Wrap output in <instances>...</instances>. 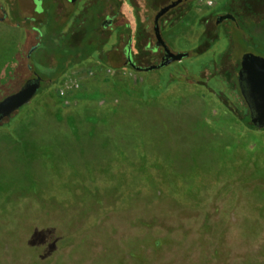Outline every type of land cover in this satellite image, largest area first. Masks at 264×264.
Instances as JSON below:
<instances>
[{"label":"flooded vegetation","instance_id":"flooded-vegetation-1","mask_svg":"<svg viewBox=\"0 0 264 264\" xmlns=\"http://www.w3.org/2000/svg\"><path fill=\"white\" fill-rule=\"evenodd\" d=\"M173 3L175 6L156 23L159 11ZM150 4L160 8L154 13ZM127 5L132 8V18L125 12ZM0 26L19 29L21 34L12 60L2 73L5 80L0 88L7 90L41 79L40 90L28 107L48 92L42 90L53 81L52 58L58 43L63 48L65 66L70 67L62 78L87 62L110 69L120 63L121 69L141 74L166 70L159 72L162 88L164 83L185 80L180 75L183 70L185 75H193L183 82L209 88L220 106L238 115L250 114L240 89L243 59L248 54L264 58V0H0ZM157 29L164 45L158 44ZM87 37L94 53L85 57L82 53ZM76 51L79 54L75 55ZM207 54L212 57L204 60ZM212 83L226 89L212 88ZM148 91L152 89L144 95L152 97ZM27 108L4 119L0 132ZM38 192L34 187L14 196L13 203L33 200L38 204L37 210L32 203L17 209L14 228L5 221L4 211L0 215V262L8 244L12 245L9 251L35 264L50 257L53 264H264V245L258 252L243 255H235L224 245L210 250L206 229L190 242L175 240L173 228L165 227L156 216L151 220L137 218L121 228L114 222L121 218L119 214L100 216L102 210L116 206L114 194L104 197L87 189L78 205L64 209L54 200L44 204ZM91 217L98 219L97 226L59 251L57 244L82 231ZM162 226L167 233L155 235V228ZM138 230L144 233L135 234ZM167 253L173 255L170 262L162 260ZM213 255L215 261L209 259Z\"/></svg>","mask_w":264,"mask_h":264},{"label":"rangeland","instance_id":"rangeland-1","mask_svg":"<svg viewBox=\"0 0 264 264\" xmlns=\"http://www.w3.org/2000/svg\"><path fill=\"white\" fill-rule=\"evenodd\" d=\"M128 6H125V12L129 18H132V8ZM20 36L19 29L0 26V83L5 80L2 73L12 60L13 52L21 40ZM207 56L204 60L212 57L211 54ZM119 64L117 63L116 69H110L100 66L98 63L87 62L72 69L57 86L37 99L21 114V119L13 127L12 132L8 129L1 130L0 168L2 165L8 170L24 167L42 171L44 176L52 173L55 177H62V182H65L69 174H72V166L78 168L86 175L85 184L90 189L89 191L101 193L113 187L121 189L120 193L118 191L113 197L116 206L102 210L100 216L115 212L121 216V218L114 219L115 224L118 223L117 225L124 228L137 218L142 217L148 220L153 216V213L158 214V212L162 215L164 212L160 211L162 210L161 206L173 202L171 196L159 197L156 195L157 189H172L171 185L174 183L172 164L175 159L173 144L168 142L167 133L164 135V143L152 141V135L156 133V130L167 131L166 126L172 125L173 117L170 115L174 114V108L197 110L211 107L215 110L220 106L214 102L211 96L204 95L205 97H203L198 86L196 91H190L191 94L196 95L189 96V92L181 86L171 90L167 96L159 100L147 101L142 97L144 86L148 83L157 86L155 89L152 88L151 92L148 91L149 95L153 94L152 96L155 98L164 95L165 92L161 94L162 89L159 85L162 75L159 72H166V70L141 74L121 69ZM184 73L183 70L180 73L182 78H185L182 81L188 80V77L193 78V75ZM166 84L164 83L163 87ZM176 84L197 85L175 83L170 87ZM210 86L226 89L224 85L219 86L212 83ZM63 93L68 95L67 100H64ZM147 110H163L166 115L161 116L160 119L163 120L161 122L164 123V126L150 124L148 120H151L152 117L145 112ZM68 120L72 124L80 120L84 131L70 130L66 126ZM187 126L189 127V125ZM16 129L17 133H15ZM204 131L206 134H210L208 126ZM256 140L260 139L256 138ZM250 141L252 140L242 143L239 149L234 140H229L226 133L220 131L216 132V138L212 142L203 143L204 150L211 147V150H207L205 153H202V150L195 145L189 144L192 150H187L186 153H190L194 160V165L190 166L188 170L189 177H192L190 181L196 180L195 177L206 181H223L232 177L244 162L245 157L249 155ZM69 144H73L74 148L78 144V147L84 146V161L76 163V151L74 150L72 153L67 148ZM259 145L264 152V143ZM79 149L81 151V148ZM110 156L116 160L115 166L107 164ZM103 159L106 160V163L100 166L98 161ZM150 176L158 179L163 177L164 181L149 179ZM148 191L152 192L154 196H145L144 193ZM191 192L194 193L193 190ZM62 193L69 197L65 190ZM69 198L71 199V196ZM261 198V202L257 205L259 216L264 215L263 196ZM32 202L21 200V204L18 202L7 204L3 202L2 198L0 214L4 211L5 221L10 223V228H14L15 211ZM72 202L74 200L71 199ZM78 204L77 202L76 205ZM34 207L35 210L38 209V205L35 203ZM166 223L171 224L170 221L161 224L169 227ZM97 224L98 219L91 217L82 231L60 241L57 244V249L62 251L71 247L83 234L91 231ZM143 233V230L135 232L137 235ZM166 233L163 226L154 230V234L158 236ZM172 235L175 240H179L181 237L178 233ZM172 258L173 255L167 253L162 260L170 262ZM53 263L52 257L42 262V264Z\"/></svg>","mask_w":264,"mask_h":264},{"label":"crops","instance_id":"crops-1","mask_svg":"<svg viewBox=\"0 0 264 264\" xmlns=\"http://www.w3.org/2000/svg\"><path fill=\"white\" fill-rule=\"evenodd\" d=\"M181 86L189 92V96L196 95L194 93L191 94L190 91H196L198 87L203 97H205L204 95L211 96L202 86L176 84L170 87L164 95L157 98L150 97L144 95L146 90L155 89L157 86L148 83L144 86L142 98H146L147 101L159 100L167 96L171 90ZM63 98L67 100L68 95L63 93ZM211 98L220 106L213 96ZM173 110L176 113L174 112V114L170 115L173 117L172 125L166 126L168 128L167 131L160 132L156 130V133L151 138L152 141L164 143V135L167 133L168 142L173 144L175 159L172 164V180L174 181L171 185L172 189L163 188L156 190L157 196H171L173 197V202L172 204H163L161 206L162 210L160 211L164 212L162 215L158 212V214L153 213V216L158 217L160 215L158 218L161 219L162 223L170 221L171 224H166L173 228L174 234L178 233L181 235L179 240L186 239L190 242L198 236L202 229H206V238L211 246L210 250L219 247V245H224L235 255L258 252L264 245V215H258L257 206L261 202L262 196L264 200V152H262V147L259 145L264 143V131L246 130L234 114L222 106L215 110L211 107L197 110L174 108ZM145 112L152 117L151 120H148L150 124L164 126V123L161 122L163 120L160 119L161 116L164 117L166 115L163 110H147ZM79 121L72 124L68 120L66 126L70 130L76 132L81 130L83 132L82 122ZM207 126L210 134H206L204 131ZM220 131L225 132L229 140H234L239 149L242 143L252 140L249 142V155L245 157L244 162L235 174L226 180L206 181L200 177H195L196 180L190 181L192 177H189L190 173L188 170L190 166L194 165V160L190 153H186L187 150H192L189 144L195 145V147L202 150V153H205L207 150H211V147L204 150V147H202L203 143L212 142L216 138V132ZM15 133H17V129ZM256 138L260 140H256ZM188 140L190 141L188 142ZM80 144L82 143L80 142ZM73 146V144H69L67 148L72 153L74 150L76 151V163L81 162V160L84 161V146L78 147L79 144L75 148ZM79 148H81V151ZM110 157H108L107 164L115 166L116 160H114V157ZM104 163H106L104 159L98 161L100 166ZM71 170L73 171L72 174H69L65 182H62V177H55L52 173L44 176L42 171L30 170L24 167L8 170L2 165V168H0V200L3 198V202L13 204V198L14 196L16 197L17 193H28L36 187L39 191L38 196L44 201L50 203L54 200L64 209L73 207L83 195L84 190L90 189L85 184L86 175L73 166ZM149 179L156 180L158 178L150 176ZM158 180L164 181V178L162 177ZM64 190L75 203H71V199L63 195L62 191ZM192 190L194 193L191 192ZM118 191L120 193L121 189L113 187L101 192V194L116 195ZM144 195L148 197L154 196L150 191L144 193ZM16 202L21 204L20 200ZM34 203L37 204L35 201L32 202V204ZM18 209L23 210L24 208ZM153 216L148 220L154 218ZM209 259L215 261L216 257L214 255L209 256Z\"/></svg>","mask_w":264,"mask_h":264},{"label":"water","instance_id":"water-1","mask_svg":"<svg viewBox=\"0 0 264 264\" xmlns=\"http://www.w3.org/2000/svg\"><path fill=\"white\" fill-rule=\"evenodd\" d=\"M176 3L162 8L156 16V23ZM158 44H165L157 29ZM174 60V59H173ZM169 63V62H168ZM149 70H153L150 68ZM41 87V79L27 81L19 91L0 100V123L19 109L27 108L35 99ZM240 89L250 110L252 124L264 129V58L254 54L244 57L240 71Z\"/></svg>","mask_w":264,"mask_h":264},{"label":"trees","instance_id":"trees-1","mask_svg":"<svg viewBox=\"0 0 264 264\" xmlns=\"http://www.w3.org/2000/svg\"><path fill=\"white\" fill-rule=\"evenodd\" d=\"M148 7L152 12L155 13L160 8V5L150 4ZM101 36H103V35L101 34ZM90 41H91V38L87 37L85 40V43H84V52L82 54L85 55V57H87V55H91L94 53V48L91 45ZM54 49L56 52L54 54V57L52 58V60L54 62V66L52 69L55 71V73H53V75H52L53 81L50 84H47L46 86H44V89L42 90L44 92H42V93H45L46 91H49L52 87L57 86L60 83L62 77L65 75V73L70 68L69 66H65V59L63 57H61V55L63 53L62 52L63 48L61 46V43L56 44ZM77 54H79L78 51L75 52V55H77ZM71 55H73V53H71ZM64 56H65V54H64ZM67 56H70V53ZM85 57H83L82 60L85 59ZM82 60H80V61H82ZM178 83H190V84H192V82H183V81H180ZM22 85H23L22 83L12 85L11 89H7V90L0 88V100L5 95L10 94L11 92L20 88ZM170 86L171 85H165L164 87H162L161 88L162 89L161 94L166 92L170 88ZM206 89L210 92L209 88L206 87ZM152 97H154V96H152ZM233 114L243 124V126L246 130H254V131H258V132L264 131V129H258L257 127H255L252 124L249 113H248V115H238V114L233 112ZM20 117H21V115L18 116L17 119L12 124H10V126L6 129H8L9 131L12 132L13 127L16 125V123H18L20 121V119H21ZM42 201L44 204L45 203L48 204V202L44 201L43 199H42ZM10 247L12 249V245H8V244L4 245V249H6L4 252L5 253L4 254V260H3V262L1 261L0 264H22V263H24V264H35L30 259H27L26 256H24V255L19 256L20 255L19 253L14 254V252L12 253L13 250L9 251ZM10 255H11V257H10ZM10 258H11V260H10Z\"/></svg>","mask_w":264,"mask_h":264}]
</instances>
